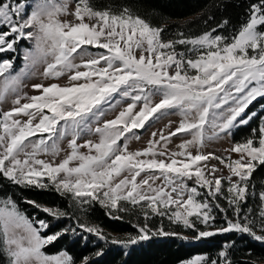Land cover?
Segmentation results:
<instances>
[{
    "label": "snow or ice",
    "instance_id": "1",
    "mask_svg": "<svg viewBox=\"0 0 264 264\" xmlns=\"http://www.w3.org/2000/svg\"><path fill=\"white\" fill-rule=\"evenodd\" d=\"M61 15L73 19L61 20ZM246 15L227 36L217 33L228 25L224 20L199 35L178 32L176 39L164 40L162 27L127 8L114 12L78 0L69 13L68 0H0V54L17 53L21 41L30 44L14 74L16 56L0 60V101L15 96L13 107L0 112V174L21 188L54 189L80 204L98 201L109 215L128 211L126 204L139 207L145 220L136 225L139 235L112 240L124 247L150 235H180L162 226L152 230L151 216H166L193 229L194 240L236 232L264 242V234H257L264 233V191L259 193L258 223L252 209L242 207L249 195H256L250 193L249 181L264 165V117L249 137L226 150L239 158L202 151L205 140L248 125L256 113L246 110L264 98V0H254ZM178 45L185 50L178 51ZM39 65L44 66V80L58 81L67 74L68 82L34 83L31 87L39 94L29 96L22 91L23 81ZM123 101L129 102L114 118L102 119ZM173 113L181 117L174 131H153L146 148L128 150L130 139H140L136 130ZM84 133L99 139L80 144ZM179 133L191 139L170 150L171 138ZM66 137L71 139L64 159L56 163L41 158L58 156ZM211 159L224 165L228 175H216L222 170L209 165ZM218 198L227 201L231 217ZM25 202L51 220L30 218L11 196L0 197V251L9 264H74L67 251L49 255L43 249L69 232L75 235L77 227L107 239L97 226L79 222L50 232L53 222L69 213ZM214 209L223 214L219 226ZM219 256L220 262L210 264H232L227 248ZM206 259L197 256L184 264H205Z\"/></svg>",
    "mask_w": 264,
    "mask_h": 264
},
{
    "label": "trees",
    "instance_id": "2",
    "mask_svg": "<svg viewBox=\"0 0 264 264\" xmlns=\"http://www.w3.org/2000/svg\"><path fill=\"white\" fill-rule=\"evenodd\" d=\"M252 2L254 0H90L91 5L97 9L111 8L114 12H120L127 8L133 16L138 15L150 25L162 27L164 40L176 39L178 32H183L185 36L199 35L217 28L224 20L229 22L228 25L217 28V33L230 35L247 18V9ZM21 46H28V42L21 41L17 53L0 54V60L16 56L13 68L19 66L22 61L19 52ZM177 50L184 51L185 46L178 45ZM262 106H264V98H257L249 106L246 112H255L256 116L248 125L232 130L230 135L233 141L241 142L252 134L253 128H258L260 118L264 116ZM249 185L250 193L254 191L256 195H249L247 203L242 207L244 211L250 207L252 216L258 223L261 203L259 193L264 191V165L256 168ZM224 191L227 195L226 189ZM5 196H11L19 209L30 218L35 215L39 219L51 220V217L26 203V200H34L68 212L69 217L53 222V227L48 230L50 232L65 227H76L78 222L97 226L106 240L77 227L75 235L69 232L43 249L46 254L67 251L73 257L74 264H82L85 258H88V264H178L195 254H203L207 258L205 264H210L212 260L221 261L219 253L225 248L232 264H264V242L257 241L247 234L218 233L212 237L194 240L192 237L197 233L193 229L173 223L166 216H151L148 226L152 230L155 231L162 226L164 231L176 232L180 235H150L147 240L124 247L120 243H112V240L124 241L139 235L136 225L142 226L145 222L139 207L133 208L126 204L128 211L113 212L109 215V209L101 206L98 201L80 204L70 195L62 196L54 189L21 188L0 174V197ZM218 199L223 207L228 208V215L231 217L232 210L228 207L227 201ZM214 213L216 225L223 224V214L216 209ZM115 216L119 218H114ZM197 227L204 230L202 224L197 223ZM257 234L264 233L257 231ZM98 252L102 254L96 255ZM0 264H9L2 251H0Z\"/></svg>",
    "mask_w": 264,
    "mask_h": 264
},
{
    "label": "rangeland",
    "instance_id": "3",
    "mask_svg": "<svg viewBox=\"0 0 264 264\" xmlns=\"http://www.w3.org/2000/svg\"><path fill=\"white\" fill-rule=\"evenodd\" d=\"M77 2H78V0H68V11H69V13L74 12ZM59 18L61 20H72L73 19V17L71 15H61ZM29 46H30V44L28 43V46H24V47L21 46L19 48V52H20V55L22 57H23V49L25 47H29ZM178 51H181V50H178ZM138 54L139 53H137V55ZM77 62H79V61H77ZM22 64H23V59H22L21 64L19 66L12 69L13 74L19 70V68L22 66ZM34 71L36 73L34 76H31L30 78H26L23 81L22 91L24 93H27L29 96L39 94L38 92L33 91L32 87H31L32 84H34V83H41V82H43L45 84L60 83L63 85V84H66L68 82V75L67 74L62 76L58 81L44 80L42 75H41L44 71L43 65L37 66V68L34 69ZM14 98H15V96L10 94L3 101H0V112L10 110L13 107L12 101ZM158 99H159V97H156L157 101H158ZM23 102H25V101H22V103ZM128 102L129 101H123L119 106H117V108L115 110H109L102 119L114 118V116L119 112V110L122 107L126 106V104ZM180 120H181V117L178 114L173 113V114L162 116L159 120L152 121L151 125L146 127V130H136L137 134L140 136V139H138V140L137 139H130L128 142V150L129 151H138V150H142V149L146 148L148 145V141L152 138L151 134L153 131H158V130L163 129L165 134H167L170 131H174L175 128L178 127ZM169 122H171L170 127H166L169 125ZM209 134H210V132H209ZM158 138L159 137L157 136V139ZM33 139H35V138H33ZM69 139H71V137H66L63 141L60 142V148L62 149V151L60 152V154L58 156L53 158L52 156L48 155V156H41V158L42 159H48V160L55 159V162L59 163L62 159H64V157L69 152V149H68V140ZM89 139L93 140V141H98L99 137L94 135V134L89 135L87 133H84V134H82L81 138L78 140V143L83 144L85 140H89ZM188 139H191V135H189L187 133H179L176 136L171 138V142L168 144V148L170 150L177 151L178 150L177 145L180 144L182 141L188 140ZM236 142L232 140L231 135L226 134V133H222V134H220L219 137H215L212 139L205 140L202 151L204 153H213L214 155L220 156V157H227V156L231 155V157L233 159H237V158H239L238 154L229 153L228 151H226L228 149H231ZM121 143H123V141H121ZM81 151L86 152L87 149H81ZM192 151H193V153H195L196 149L193 148ZM207 163L209 165H215L218 169L222 170L221 172H217L216 175H218V176L221 174H223L224 176L228 175V169L225 168L224 165L220 164V162L218 160L211 159ZM157 183H159V181ZM188 183L191 186L193 182L189 181ZM226 188H227V182L225 181L224 182V190ZM201 191H204V190L201 189ZM70 197L72 198L71 195H70ZM59 252H61V251H59ZM59 252L49 254V255L59 254ZM197 256H204V255L203 254H195V255L191 256L190 258L179 262L178 264H184V262H186L188 260H192V259L196 258Z\"/></svg>",
    "mask_w": 264,
    "mask_h": 264
}]
</instances>
